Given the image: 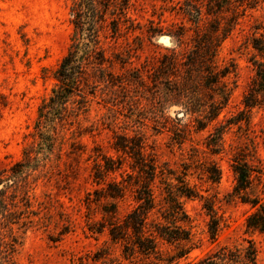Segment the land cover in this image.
Listing matches in <instances>:
<instances>
[{
    "label": "rangeland",
    "instance_id": "obj_1",
    "mask_svg": "<svg viewBox=\"0 0 264 264\" xmlns=\"http://www.w3.org/2000/svg\"><path fill=\"white\" fill-rule=\"evenodd\" d=\"M74 1L0 0V190L15 205L17 217L10 235L9 228L2 230L5 243L13 244L6 250L9 263L168 264L174 246L159 242L158 261L137 249L124 251L126 242H113L108 235L109 217L122 223L135 206L129 185L140 174L135 156L113 146L140 141L144 157L158 167L153 187L159 201L166 196L162 181L177 186L176 177H183L197 194L181 198L197 247L172 264L195 262L219 247L247 241L256 247L258 264H264V234L246 229L256 207L232 196L234 170L246 165L253 171L252 183L241 196L264 205V91H259L249 120L241 115L255 78L253 63H264V54L251 46L254 37L264 36V0L246 8L220 45L216 63L229 68L225 83L231 94L217 123L203 131L196 130L193 117L167 94V78L158 73L164 55L186 50L185 43L178 47L166 35L187 26L174 8L182 0H132L128 15L140 22L142 34H100V45L113 63L115 86L93 88L94 79L78 75L64 105L40 109L58 94L55 76L74 36ZM150 27L162 34L149 39ZM79 91L87 101L81 109ZM106 159L121 168L106 173ZM113 179L128 186L123 199L104 198ZM111 204L115 214L104 212L113 211ZM207 208L218 221L214 241L208 234ZM156 212L155 218L166 224Z\"/></svg>",
    "mask_w": 264,
    "mask_h": 264
},
{
    "label": "trees",
    "instance_id": "obj_2",
    "mask_svg": "<svg viewBox=\"0 0 264 264\" xmlns=\"http://www.w3.org/2000/svg\"><path fill=\"white\" fill-rule=\"evenodd\" d=\"M132 0H75L70 8L71 25L74 36L72 43L63 57L56 71V80L59 83L58 94L50 97L47 103H43L40 109L51 108L55 104H65V98L71 94L75 86V79L78 75H88V79H94L92 87L100 84L105 87L115 86V80L110 68L113 63L106 56L100 45V34H109L111 38L125 36L136 31L142 34V25L128 15ZM173 2V1H171ZM257 0H182L177 2L174 8H178V14L186 25H180L173 31L166 32L167 36L175 39L178 47L186 44V50L177 52L170 51L160 61L158 73L167 78V94L171 99L180 103L186 114L193 117L196 123V130L203 131L212 123H217L219 116L226 108L231 90L227 87L225 79L230 73L229 68H219L216 57L221 43L231 35L239 25V21L245 13L246 8H253ZM175 10V9H174ZM256 30L259 27H255ZM191 32L186 41L187 33ZM149 39L161 35L150 27L146 31ZM137 37H135L136 40ZM252 48L264 54V36L252 39ZM116 59L124 63L119 55ZM255 78L247 96L243 98L244 107L242 118L247 122L249 112L256 105L259 91H264V63L254 61ZM90 69L91 73L86 74ZM123 87V81L117 82ZM261 87V88H260ZM80 109L85 108L86 96L79 91ZM113 149L123 153H131L139 169L137 181L133 186V201L135 206L124 216L122 223L108 220V235L113 242H126L124 251L133 252L135 249L144 256H155L157 258V246L164 242L174 246L176 253L169 256L168 264L186 258L195 249L196 241L191 230V220L183 208L181 198H195L197 194L187 185L183 177H176L177 186H171L162 181L165 186L166 196L158 200L154 191V180L157 177V165L154 159H146L142 154L143 144L139 141L134 146L127 143L116 142ZM129 150V152H127ZM26 158L29 152H25ZM104 170L106 173L119 170L121 164L114 166L113 160L106 159ZM100 167L99 165H97ZM236 185L232 196L241 197L243 202H250L256 210L246 219V229L251 232L264 234V205H258V200L247 201L241 195L252 183V170L246 165L236 167L234 170ZM101 172V170H100ZM130 177V175H128ZM142 180H138V179ZM218 178V177H217ZM102 180V179H101ZM3 178L0 177V183ZM128 186L114 179L107 183L104 198L115 201L123 199ZM6 191L0 190V264H10L6 250L8 244L4 239L6 234H11L9 226L17 219L13 203H8ZM158 206H160L158 208ZM113 211H104L115 214L116 206L111 204ZM157 209L161 218L166 222L162 224L155 218L153 211ZM210 216L208 223L209 238L214 241L218 233V221L213 211L207 208ZM12 243L15 239L12 237ZM247 245L223 246L210 252L195 262L186 264H258L257 250L252 241Z\"/></svg>",
    "mask_w": 264,
    "mask_h": 264
}]
</instances>
